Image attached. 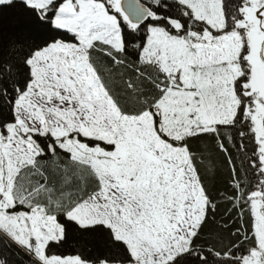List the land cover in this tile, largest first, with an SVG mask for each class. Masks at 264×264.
<instances>
[{
  "label": "snow or ice",
  "instance_id": "1",
  "mask_svg": "<svg viewBox=\"0 0 264 264\" xmlns=\"http://www.w3.org/2000/svg\"><path fill=\"white\" fill-rule=\"evenodd\" d=\"M0 264H264V0H0Z\"/></svg>",
  "mask_w": 264,
  "mask_h": 264
},
{
  "label": "trees",
  "instance_id": "2",
  "mask_svg": "<svg viewBox=\"0 0 264 264\" xmlns=\"http://www.w3.org/2000/svg\"><path fill=\"white\" fill-rule=\"evenodd\" d=\"M235 137L237 143L239 142V137L236 136V133L232 130H226L222 132L223 141L229 147L232 157L236 160L237 167L240 166L239 157L243 155L239 153L236 148H233L232 145L228 142V136ZM200 146L207 147L205 166L202 168V174H205L209 181V187L212 194L217 198L218 210L209 227L205 230L204 235L201 237L199 243L203 244L205 247L213 246L222 247L227 246L229 240L231 239L229 232L220 231L219 223L221 218L227 219L231 214L226 209L231 208V204L228 203L220 193H229L230 188V169L227 165L226 158L223 153H220L217 149V146L213 140H208L200 142ZM234 212L237 210L233 209ZM238 214V212H237ZM236 221V216H233V219L229 221V224H233ZM234 230V228H233Z\"/></svg>",
  "mask_w": 264,
  "mask_h": 264
}]
</instances>
